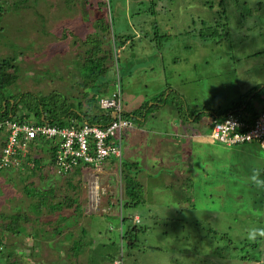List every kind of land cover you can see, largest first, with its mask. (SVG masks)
Wrapping results in <instances>:
<instances>
[{
    "label": "rangeland",
    "instance_id": "obj_1",
    "mask_svg": "<svg viewBox=\"0 0 264 264\" xmlns=\"http://www.w3.org/2000/svg\"><path fill=\"white\" fill-rule=\"evenodd\" d=\"M18 1L0 0V59L11 60L16 76L6 93L55 91L84 109L93 92L86 57L99 43L96 56L103 55L112 91L114 51L121 110L143 116L144 131L121 152L123 163L132 161L130 176L143 184V201L120 208L124 181L116 161L68 177L46 163L38 172L30 166L1 170L0 216L23 211L39 223L18 235L0 225V264H264V149L255 143L227 147L209 137L211 111L231 109L248 92L264 102V29L254 12L242 21L243 5L226 9L223 0ZM247 2L255 9L254 0ZM207 24L220 32V42L200 40ZM153 32L168 38L156 35L164 39L156 43ZM122 33L131 37L113 49L112 38ZM184 101L193 122L174 109ZM260 105L246 101L237 114ZM174 129L183 134L163 136ZM146 170L153 172L145 180ZM29 192L59 200L62 209L35 212L38 196ZM62 210L71 215L60 234L46 237V220L55 223ZM130 224L137 234L127 249L120 234ZM73 243L80 250L72 251Z\"/></svg>",
    "mask_w": 264,
    "mask_h": 264
},
{
    "label": "trees",
    "instance_id": "obj_2",
    "mask_svg": "<svg viewBox=\"0 0 264 264\" xmlns=\"http://www.w3.org/2000/svg\"><path fill=\"white\" fill-rule=\"evenodd\" d=\"M222 1V0H221ZM223 0V7L226 9H238L237 5L241 3L243 5L239 17L242 21L245 20L246 17L251 16L252 12H254V17L258 22L257 25L260 27H263L264 29V24L260 23L261 18L264 15V0H254V8H251L247 3V0ZM19 4L22 2V0L18 1ZM152 6H150V9ZM2 7H0V10ZM2 11V10H1ZM243 24V22L241 23ZM107 27V25H106ZM206 28V32L201 31L203 28H200V31H198V36L200 37V40H211L213 41H221L222 36L220 32L216 30V27L210 26V24H207L204 26ZM246 28V27H245ZM251 28V27H250ZM249 29V28H246ZM162 36H164L165 40L168 38V33L163 34H156V32H153V39L156 41V43H160L164 41V39H159ZM216 38V36H218ZM131 37V35L128 34H117V36L113 37L111 42H112V48L114 49L117 42L118 47L121 48L123 47L124 41L128 38ZM100 40V39H99ZM101 46L99 43L93 48L95 54L94 59L93 55H88L86 57V62L87 66H90L88 69V82L89 79L91 81L89 82L93 86V92L90 94L89 97L85 99V103L87 106L84 107V109H81V102L78 100L76 101V104L73 105V103L69 102L66 100V98L63 96H60L59 94H56L55 91L49 92L47 95L44 96H37L31 92H19L16 94H10L9 92L6 93V88L12 84L14 78L16 77L15 74L13 73V64L11 63L10 59H0V122L4 120H17V121H26V117L31 115L33 119H35L33 122L34 123H47V124H54L58 126H63L64 124H68L70 121H74L76 125L81 124L83 121H86L87 123H96V124H105L107 121L111 119L110 113L105 112L102 110L97 109L96 107V100L99 96L101 95H106L108 92L110 93L107 89V86L109 85L108 79L106 80L103 76V65H101L104 61L103 55L96 56L99 51H101ZM111 48V49H112ZM93 52V51H92ZM108 53L110 55V50L108 48ZM113 63L111 60V64L114 65L113 69H115V75L111 78L110 82L111 85L114 86V81L115 77L118 76L117 73V62L115 61L116 53L113 51ZM89 63V65H88ZM97 63V68H95V64ZM99 65V67H98ZM119 79V76H118ZM120 85V84H119ZM264 91V87H262ZM163 92V91H162ZM251 92H248L246 95H242L239 100L234 103L233 107L231 109H224L220 111H211L212 116L211 118L214 119V117L220 118L225 116L227 113H237V110L239 108H242L246 101L251 105L253 102V96H249ZM168 94V93H167ZM85 95V94H84ZM174 95L176 93L174 92ZM246 97H249L248 100H246ZM164 99V98H163ZM245 103L243 104V102ZM184 107V109H183ZM187 107L185 105H179L177 107L174 106L175 111L179 115L180 118H183L185 115L188 118L189 115L186 110ZM244 108V107H243ZM264 109V105L260 108L259 111ZM184 110V111H183ZM259 111H255L253 109H250L248 117H254ZM139 114L137 113H130L126 112L123 113V117L131 118L132 120L136 121V117H138ZM185 119V118H184ZM211 119V121H212ZM135 125V123L133 122ZM2 130L0 129V132ZM2 135L0 133V148L2 145ZM33 144V147L35 148V142H29L30 148L31 145ZM40 145V144H39ZM41 147V146H40ZM41 148L33 149V153L31 155H34L33 158V163L31 169L34 172L41 171L43 168L40 167V157L38 155L39 152H41ZM44 152V157H46V164L48 166H52V161H53V148L48 151H42ZM48 155V157H47ZM28 159V155H27ZM116 160L112 157L109 158L108 162L112 164V162H115ZM120 163V172L122 175V180L124 181V187H123V198L121 199L122 204H120V208H132L138 205L143 201L142 194H143V185L139 182H137L134 179V176L129 173V166L131 165L129 162L125 161L123 163V160L119 161ZM43 165H45V162H43ZM131 167V166H130ZM52 168V167H51ZM83 167H75L68 171L66 174L63 176H69L70 174H79L80 171L82 170ZM1 171V170H0ZM54 173V172H53ZM55 174V173H54ZM56 175V174H55ZM52 189L47 190V193L49 195H52L53 193L51 192ZM42 193L45 194V192L41 191ZM46 193V194H47ZM29 196L31 197H36L38 196V201L32 205V210L37 212L41 207H46L47 212L52 213L53 215L55 214L57 207L61 208V202L57 199H54L53 201L46 202L45 197L42 196L39 192L33 193L29 192ZM66 201H70L71 199L66 198ZM57 202V204L55 203ZM46 204V205H45ZM62 209V208H61ZM60 211V210H59ZM59 214H62V217L59 218L58 220H54L51 223L48 220L47 223L45 224V232L46 237L51 236L54 237L58 234H60L59 227L62 224V222L69 217L71 214H66L62 210ZM130 214L127 216L129 217ZM133 218V217H132ZM2 221V222H1ZM123 219L120 218L119 222H122ZM128 221H131V218L128 219ZM39 223V221L36 219V217L31 216L27 212L23 211H16L15 213H12L10 215H2L0 216V225L2 226V229L9 233L10 235H18L24 232L25 227L29 224L33 223ZM129 223V222H128ZM136 234L137 231L135 229V225H127L124 233L121 235V240H123V245L121 247L123 248H130L133 245V242L136 241ZM72 251H75L77 249L80 250V247L78 245H74L71 247Z\"/></svg>",
    "mask_w": 264,
    "mask_h": 264
},
{
    "label": "built area",
    "instance_id": "obj_3",
    "mask_svg": "<svg viewBox=\"0 0 264 264\" xmlns=\"http://www.w3.org/2000/svg\"><path fill=\"white\" fill-rule=\"evenodd\" d=\"M113 87L110 93L96 100L97 109L110 113L111 119L105 124L83 121L76 125L70 121L58 126L17 120L0 122L3 137L0 170L32 166L34 155H31L33 150L29 146L32 141L39 143L45 152L53 148L51 167L59 176L75 167L98 170L110 157L120 165L124 130L132 128L133 123L131 119L123 117L118 76ZM209 137L227 147L255 143L264 149V109L252 118L230 112L220 118L214 117Z\"/></svg>",
    "mask_w": 264,
    "mask_h": 264
},
{
    "label": "crops",
    "instance_id": "obj_4",
    "mask_svg": "<svg viewBox=\"0 0 264 264\" xmlns=\"http://www.w3.org/2000/svg\"><path fill=\"white\" fill-rule=\"evenodd\" d=\"M60 31L61 30H58L57 31V36H58V34L60 33ZM88 39H89V37H88ZM88 39H87V42H88ZM83 40H85V39H83ZM47 42H49V40H46ZM50 43V42H49ZM53 43V42H52ZM74 43V42H73ZM75 44V43H74ZM121 48H122V46H121ZM59 60H61V58H59ZM87 72H88V70L84 73L85 75L87 74ZM150 79H152V78H150ZM165 83H163V85H162V87H159V91L160 92H162L161 90H162V88H163V86L164 87H167L166 85H167V83H166V81H164ZM246 92H248V91H246ZM180 96H181V98L183 99V96L180 94ZM184 100V99H183ZM256 100H254L253 101V103H255V104H258V103H260L261 105H260V107L259 108H261L263 105H264V102H259V101H256ZM184 104H185V106H186V102L184 101ZM253 109V110H255V111H259L260 109ZM239 109H241V108H239ZM238 109V110H239ZM244 114V116H248V114H249V112L248 113H243ZM142 120H143V116H138L137 118H136V121H134L133 120V122L135 123V125H134V127L133 128H131V129H125L124 130V135H123V145H122V148H123V146L124 145H127V144H129V142H132V143H130L131 144V146H133V144H134V141H133V139L135 138V136L138 134V132H142V131H144V126L141 124L142 123ZM187 120H188V122H193L194 121V117H191V116H189L188 118H187ZM177 122V121H176ZM172 124H174V126L176 125L174 122L172 123ZM130 130H134L133 132H130ZM155 134H162V131L161 130H159V129H157L156 131H155ZM181 134H183L182 132H180V130L178 129V130H176V129H174L173 131H171V130H168V132L167 133H163V136L165 137V136H175V137H178V136H181ZM195 134V132L194 133H192L191 135L193 136ZM190 134H185V136H184V138H189L190 136H191ZM137 139H138V135H137ZM167 140V139H166ZM165 140V141H166ZM139 141V142H138ZM137 142V146H139V144H140V146H142V147H144L145 145L143 144V142L142 141H140V139L138 140ZM164 143H166V142H164ZM178 145H180V144H177L175 147L177 148V146ZM146 147H147V145H146ZM157 149H160V147L157 145V147H156ZM127 147L124 149V151L126 150L127 151ZM43 151V150H42ZM41 151V152H42ZM122 151H123V149H122ZM40 153V152H39ZM43 154L41 155V157H40V159H41V161H40V167L41 168H44V165H43V162H45L46 163V157H44L43 155H44V152H42ZM127 154V153H126ZM40 155V154H39ZM127 161V160H126ZM128 162V161H127ZM130 162H132V161H129V163ZM152 168H154V167H152ZM153 171L152 170H146V177H145V180L149 177V176H152V173ZM133 174V176L135 175L134 173H131V175ZM157 173H155V175H156ZM6 175H8V173H6ZM154 177V176H153ZM145 182V181H144ZM142 184V183H141ZM143 185V184H142Z\"/></svg>",
    "mask_w": 264,
    "mask_h": 264
},
{
    "label": "clouds",
    "instance_id": "obj_5",
    "mask_svg": "<svg viewBox=\"0 0 264 264\" xmlns=\"http://www.w3.org/2000/svg\"><path fill=\"white\" fill-rule=\"evenodd\" d=\"M129 119H131V118H129ZM131 121H132V123H133V120H132V119H131ZM133 127H134V124H133ZM133 127H132V128H133ZM129 129H130V128H129ZM122 145H123V140H122ZM122 149H123V148H122ZM120 161H121V158H120ZM105 163H109V162L107 161V162H105ZM105 163H104V164H105ZM112 163L115 164V162H112Z\"/></svg>",
    "mask_w": 264,
    "mask_h": 264
}]
</instances>
